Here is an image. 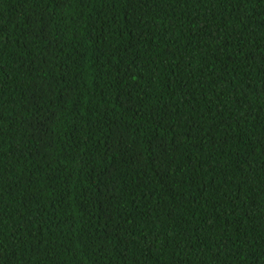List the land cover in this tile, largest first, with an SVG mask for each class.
<instances>
[{
  "label": "trees",
  "instance_id": "1",
  "mask_svg": "<svg viewBox=\"0 0 264 264\" xmlns=\"http://www.w3.org/2000/svg\"><path fill=\"white\" fill-rule=\"evenodd\" d=\"M0 264H264V0H0Z\"/></svg>",
  "mask_w": 264,
  "mask_h": 264
}]
</instances>
